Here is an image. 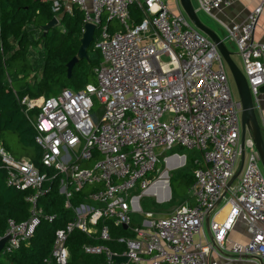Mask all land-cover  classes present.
<instances>
[{"label":"built area","instance_id":"obj_1","mask_svg":"<svg viewBox=\"0 0 264 264\" xmlns=\"http://www.w3.org/2000/svg\"><path fill=\"white\" fill-rule=\"evenodd\" d=\"M235 1L199 0V8L212 14ZM263 5L260 0L245 20L225 26L242 60L251 98L264 85V42L254 38ZM73 7L82 13V31L86 23L96 27V83L36 99L15 93L46 170L25 156L14 158L0 144L5 183L27 190L29 203L26 219L7 220L2 250L19 248L42 219L53 221L54 214H45L38 199L56 181L71 217L55 230L45 264L69 262L66 240L73 231L124 245L122 252H115L103 243L84 244L85 253L103 257L96 264H220L219 259L264 264L261 152L254 135L241 133L240 114L245 111L230 90L221 49L228 51L183 13L172 12L168 0L52 1L56 17ZM131 7L142 13L137 23ZM174 146L201 155L193 160L190 199L167 214L143 211L141 196L163 181L166 171L157 166L159 156L164 167L181 161L176 152L163 156ZM242 153L244 162L235 177ZM136 189L140 192L130 193ZM163 191L160 184L157 192ZM78 194L81 199L74 203ZM129 212L142 213L144 227H133L127 238L112 237L110 223L131 227ZM238 224L244 226V240L232 236ZM113 255L128 260L116 263Z\"/></svg>","mask_w":264,"mask_h":264},{"label":"trees","instance_id":"obj_2","mask_svg":"<svg viewBox=\"0 0 264 264\" xmlns=\"http://www.w3.org/2000/svg\"><path fill=\"white\" fill-rule=\"evenodd\" d=\"M53 0H0V144L11 154L25 156L41 171L46 170L40 162V149L34 141L33 128L23 113V106L16 99L29 96L36 99L58 93L62 88L78 90L92 83L91 69L100 62V54L94 42L88 49V58L79 59L67 77L66 64L77 54L82 34V13L73 7L65 12L58 25L46 32L43 27L55 16ZM131 19L137 23L142 19L141 11L131 7ZM62 26V29L59 27ZM40 47V62L31 59V49ZM9 77V79H8ZM195 165L193 160H186ZM7 170L0 160V237L7 227V220L21 221L29 216V203L25 197L27 190L7 186ZM181 181V187L189 188L193 173H183L169 184L174 191L173 182ZM81 199L78 194L74 203ZM64 197L58 191L56 181L49 192L41 195L38 205L45 214H54L51 223L42 219L33 236L16 250L7 253L0 251V264H45L49 257L54 232L63 227L71 217V210L64 208ZM180 204V203H179ZM112 237L125 234L122 226L109 224ZM107 243L115 252H122L124 245L110 241H100L86 234L73 231L66 240L70 253L67 264H96L103 260L101 255L87 254L84 244Z\"/></svg>","mask_w":264,"mask_h":264},{"label":"crops","instance_id":"obj_3","mask_svg":"<svg viewBox=\"0 0 264 264\" xmlns=\"http://www.w3.org/2000/svg\"><path fill=\"white\" fill-rule=\"evenodd\" d=\"M259 3L260 0H236L234 3L230 5H225L220 7L219 9L215 10L212 14H208L199 8V0H168V7L174 13H183L190 20V22L193 25H195L188 17V14L186 13L185 10L188 9L189 11H191V13L195 15L197 20L202 25H204L206 28H208L210 31H212L215 34L216 37L215 40L220 41L221 47L226 51H228L230 55L229 57H231L232 59V56H236V57L239 56L236 53L235 44L226 36L225 26L230 25L234 22H240L245 20V18L251 13V11ZM200 31L209 40L213 41L209 34L203 32L202 30ZM254 38L257 41L264 42V5L262 7V12L254 31ZM241 72L243 73V71ZM231 76L233 77L232 74ZM233 79L236 81L234 77ZM236 84L238 87V95H239V100L237 101H241V94H240L241 89L237 81ZM251 101L253 105L255 120L257 122V125L259 126V133L264 141V90L259 92L257 98H251ZM241 116H242V111L240 114V118ZM241 133L242 136H246V137L257 135V131L255 129L253 120L250 119V125L248 124V126L245 127L244 132H242L241 129ZM146 211H150V210H146ZM205 226H207L206 223ZM244 234H245L244 226L242 224H238L236 226V229L232 233V236L235 239L244 240L245 238ZM219 262L220 264H251L246 259L236 260L231 263H227L224 260L219 259Z\"/></svg>","mask_w":264,"mask_h":264},{"label":"rangeland","instance_id":"obj_4","mask_svg":"<svg viewBox=\"0 0 264 264\" xmlns=\"http://www.w3.org/2000/svg\"><path fill=\"white\" fill-rule=\"evenodd\" d=\"M58 17V16H57ZM113 24H117L116 22H114ZM60 29H62V26L59 27ZM31 59L35 60L36 63L40 62V57H41V50L40 47H36V48H32L31 49ZM229 55V54H228ZM87 56H88V52H87ZM230 56V55H229ZM233 61L235 62V65L241 70L243 71V64H242V60L240 59V57H236V56H232ZM225 69L227 70V75H228V79H229V86H230V90L232 93V97L234 100H239V95H238V87L236 84V81L233 79V77L231 76V72L229 70V67L227 65V63L225 62ZM92 72V69H91ZM93 75V73H92ZM9 79V77H8ZM93 83H96L95 77L93 75ZM70 89V88H69ZM94 102H95V107L94 109L97 108V102L94 98ZM37 109H34L32 111V114H36ZM172 152H176L178 155H184L185 156V163L183 165H180L179 167H176L175 169H170L168 168V166L164 167V164L162 162V156H159V159L161 161V163H158L157 166H160L161 169H166L168 171V177L170 178L171 175H174L175 177H178L179 175L183 174V173H193V168L192 165L189 162H186V160H190V158L192 160L196 159V158H200V152L198 150L195 149H188L184 146H174L171 150L166 151L163 156L168 155ZM12 156L14 158H19L20 156H16L13 155ZM86 165V164H85ZM155 177L151 178L152 180ZM168 178V179H169ZM167 180V177H166ZM181 181L178 182H173V188L174 191L171 190V186L169 184L170 187V198L166 201H159V196H157L156 194L153 193H144L141 196L140 199V207L143 211L146 210H152L157 214H167L168 212H170L172 210L173 207H175L177 204L179 203H183L184 201L190 199V194L188 193V189H184L181 187ZM140 191L138 189L136 190H131L130 193L131 194H137ZM93 205H97L98 203H94L91 202ZM130 218L132 220V224L131 227L126 229V233L125 234H119L117 235L118 237H130L132 235V228L133 227H139L142 228L143 226V220L145 219L144 215L140 212H129ZM240 230V229H239ZM238 230V231H239ZM204 232L207 234L208 236V231H207V227L204 226ZM245 235V234H244ZM241 236V235H240ZM105 245H107V243H103Z\"/></svg>","mask_w":264,"mask_h":264},{"label":"water","instance_id":"obj_5","mask_svg":"<svg viewBox=\"0 0 264 264\" xmlns=\"http://www.w3.org/2000/svg\"><path fill=\"white\" fill-rule=\"evenodd\" d=\"M185 11L188 14V17L191 19V21L195 24V26H197L203 32L209 34L211 39L213 40V42H218L215 40L216 39L215 34L212 31H210L208 28H206L204 25H202L197 20L195 15H193L191 13V11H189L188 9H186ZM63 14L64 13H62L60 17L53 16L48 21V23L43 27L45 32L49 28L58 25L59 19L62 17ZM95 29H96V27L93 24H90V23L84 24L83 31H82V34L80 37V45H79L77 54L75 56H73L66 64L67 77L71 76L73 67L79 59H87L88 58L87 52H88V49L90 48V46L92 45V43L94 41ZM221 52L223 54V58H224L225 62L227 63V65L229 67L231 74L236 79V81L238 82L240 89H241V93H240L241 94V100H242L243 110L245 111V113L242 114V116H243V118H242V132H244L245 127L248 126V124L250 125V119L253 120L255 129L257 131V135L255 136L256 142H257V145H258L260 152H261V165H262L263 170H264V141H263V139L259 133V126L257 125V122L255 120L253 105H252L251 96L249 93L246 77L241 72V70L235 65V63L233 62L231 57H229V55L225 54L222 49H221ZM263 90H264V85H262L260 87L259 91H263ZM243 162H244V153H242L241 163L239 165V169H238V172L236 173L235 177L240 173ZM184 163H185V156L181 155L180 163H177L175 165H167V166L170 169H174L176 167H179L180 165H183ZM165 174H166L165 176L167 177L166 187H165L166 195H165V197H159V201H166L170 198V187H169V179H168L169 177H168V171L167 170L165 171ZM229 185H230V182L228 183L227 186H229ZM146 193H152V191L148 190ZM123 226H124V228H126L125 225H123ZM4 242H5V237L0 239V251L2 250ZM112 258L115 260L116 263H118L120 261H127L128 260V257L125 255H113Z\"/></svg>","mask_w":264,"mask_h":264},{"label":"bare ground","instance_id":"obj_6","mask_svg":"<svg viewBox=\"0 0 264 264\" xmlns=\"http://www.w3.org/2000/svg\"><path fill=\"white\" fill-rule=\"evenodd\" d=\"M168 165H170V164H168ZM166 174L164 173L163 174V176H162V178H163V181L162 180H159V182H157L155 185H153L152 187H150V189L149 190H151L152 192H154L157 196H159V197H165V195H166V190L165 191H163V192H157L158 191V187H159V185L160 184H163L165 187H166V176H165ZM158 197V198H159Z\"/></svg>","mask_w":264,"mask_h":264}]
</instances>
